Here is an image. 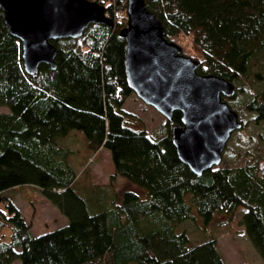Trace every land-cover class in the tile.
Returning <instances> with one entry per match:
<instances>
[{"label":"trees","instance_id":"trees-1","mask_svg":"<svg viewBox=\"0 0 264 264\" xmlns=\"http://www.w3.org/2000/svg\"><path fill=\"white\" fill-rule=\"evenodd\" d=\"M88 1L112 6L109 0ZM145 4L169 41L192 38V48L204 56L200 75L240 83L237 93L248 91L242 78L251 65L264 61V0ZM124 15L113 28L90 25L79 39L52 41L56 69L41 65L30 77L23 70L20 43L9 34L0 10V108L8 110L0 114V229L12 231L9 242L0 239V264H225L216 239L192 245L188 234L177 229L195 218L193 209L210 224L217 214L241 207L246 209L241 224L264 261V171L218 167L198 177L179 160L168 122L153 135L130 127L128 119L134 116L124 106L133 93L120 35L128 25ZM237 93L225 101L239 115L241 131L249 123L244 113L264 123V94L237 107ZM181 119L174 114L175 125ZM74 131L84 135L88 154L110 152L114 174L109 184H96L87 168L77 174L72 151L55 145ZM227 153L235 160L240 155L229 147ZM82 177L81 193L87 198L76 189ZM117 177L145 191L147 198L134 190L118 198ZM21 187L38 189L68 225L33 237L9 195ZM88 205L103 211L90 213Z\"/></svg>","mask_w":264,"mask_h":264},{"label":"water","instance_id":"water-1","mask_svg":"<svg viewBox=\"0 0 264 264\" xmlns=\"http://www.w3.org/2000/svg\"><path fill=\"white\" fill-rule=\"evenodd\" d=\"M9 34L21 48L24 72L35 77L41 65L56 69L52 41L79 39L90 25L114 27L104 6L88 0H0ZM124 64L128 87L172 126L179 160L193 174L218 168L234 133L244 127L225 101L237 90L228 81L198 73L200 63L166 37L162 22L145 0H128ZM182 116L175 125L174 114Z\"/></svg>","mask_w":264,"mask_h":264},{"label":"rangeland","instance_id":"rangeland-1","mask_svg":"<svg viewBox=\"0 0 264 264\" xmlns=\"http://www.w3.org/2000/svg\"><path fill=\"white\" fill-rule=\"evenodd\" d=\"M173 42L182 48L184 55L200 62L204 60L202 53L192 48V38L180 35L173 39ZM256 74L262 75V78H256L254 76ZM241 83L248 91L238 92L234 105L239 107L240 104L245 103L255 95H259L261 98L264 94V61L259 66L251 65L247 78H242ZM235 86L239 88L240 83ZM124 109L134 116V119H128L129 124L132 125L130 127L135 130L144 129L149 135L155 134L167 123V120L161 114L154 108L144 104L134 94L125 103ZM7 113L6 108H0V114ZM253 117L252 113H246V115L244 113L242 118L249 121L244 128L245 131L234 133L228 144L229 148L240 154L238 159L235 160L232 154H226L225 152L223 163L219 168L255 166L259 171H264V123L258 124L252 120ZM55 145L72 151L71 164L77 174L80 175L81 171L87 168L91 179L96 184L107 185L111 182L114 165L108 150L101 149L96 154H88L85 137L77 131L71 132L65 139H58ZM84 183L85 179L82 177L76 189L84 198H87L86 194L85 196L82 194ZM114 186L118 194L117 197L120 199L126 190L131 189H135L134 191L142 198H147L145 191L141 193L140 188L136 185H134V188L132 183L124 178L117 177L114 179ZM9 195L12 196L13 204L24 217L26 224L30 226L33 237H39L68 225V219L46 200L38 189L21 187L14 192H9ZM106 204L108 205L107 202ZM88 209L93 214L103 211L101 208L99 211H95L93 206L90 205H88ZM245 212V207H241L232 214H217L210 224H205L197 211L193 209L195 218L178 227L177 231L179 233L185 231L192 245H200L211 238L216 239L225 264H264L241 224ZM11 233L9 226L0 229V239L9 242Z\"/></svg>","mask_w":264,"mask_h":264},{"label":"built area","instance_id":"built-area-1","mask_svg":"<svg viewBox=\"0 0 264 264\" xmlns=\"http://www.w3.org/2000/svg\"><path fill=\"white\" fill-rule=\"evenodd\" d=\"M108 3L110 5H112V6H110L109 9H113V10L110 11L109 9H107L105 7L106 17L111 19L114 22V24L123 22V20H124L123 18L125 16L124 11H126V16H127L128 0L127 1H125V0H113L112 2H110V0H109Z\"/></svg>","mask_w":264,"mask_h":264},{"label":"crops","instance_id":"crops-1","mask_svg":"<svg viewBox=\"0 0 264 264\" xmlns=\"http://www.w3.org/2000/svg\"><path fill=\"white\" fill-rule=\"evenodd\" d=\"M133 185V184H132ZM133 187L135 188V186L133 185ZM131 190H135V189H131Z\"/></svg>","mask_w":264,"mask_h":264}]
</instances>
